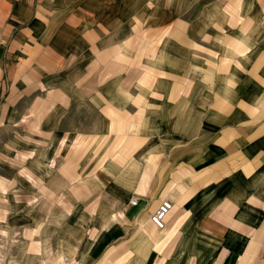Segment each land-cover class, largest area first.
Here are the masks:
<instances>
[{"label": "crops", "instance_id": "crops-1", "mask_svg": "<svg viewBox=\"0 0 264 264\" xmlns=\"http://www.w3.org/2000/svg\"><path fill=\"white\" fill-rule=\"evenodd\" d=\"M0 48L52 185L37 259L264 264V0H13Z\"/></svg>", "mask_w": 264, "mask_h": 264}, {"label": "rangeland", "instance_id": "rangeland-1", "mask_svg": "<svg viewBox=\"0 0 264 264\" xmlns=\"http://www.w3.org/2000/svg\"><path fill=\"white\" fill-rule=\"evenodd\" d=\"M12 2L13 0H0V15L11 10ZM1 56L3 50L2 52L0 50ZM1 102L0 99V109ZM1 114L2 111L0 112V264H58L51 247L43 255L41 254L40 259L35 255L38 251L36 241L40 237L42 239V236L51 238L54 231L53 223L47 224L41 214L38 217L36 211L32 210L37 208L35 202L37 190L40 188L46 191L48 186H52L51 182L37 179L36 174L32 173L36 170L33 157L36 156L37 139L43 134L35 130V126L28 120L22 122L24 126H20L21 124L16 125L13 119L12 125L11 121H6ZM24 127L26 131L22 130ZM58 183L62 187L65 185L63 180L56 184Z\"/></svg>", "mask_w": 264, "mask_h": 264}, {"label": "built area", "instance_id": "built-area-1", "mask_svg": "<svg viewBox=\"0 0 264 264\" xmlns=\"http://www.w3.org/2000/svg\"><path fill=\"white\" fill-rule=\"evenodd\" d=\"M137 200L133 199L132 203L135 204ZM173 207V202L169 199L162 200L155 212L151 215V220L158 228H164L166 225L165 218Z\"/></svg>", "mask_w": 264, "mask_h": 264}]
</instances>
